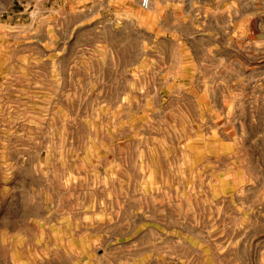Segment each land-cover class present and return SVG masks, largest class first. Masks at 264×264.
Here are the masks:
<instances>
[{
    "label": "rangeland",
    "instance_id": "374dc122",
    "mask_svg": "<svg viewBox=\"0 0 264 264\" xmlns=\"http://www.w3.org/2000/svg\"><path fill=\"white\" fill-rule=\"evenodd\" d=\"M140 1L0 0V264H264V48Z\"/></svg>",
    "mask_w": 264,
    "mask_h": 264
},
{
    "label": "crops",
    "instance_id": "0c3cea01",
    "mask_svg": "<svg viewBox=\"0 0 264 264\" xmlns=\"http://www.w3.org/2000/svg\"><path fill=\"white\" fill-rule=\"evenodd\" d=\"M192 1L194 30L208 40L209 48L232 49L235 41L244 40L264 48V0Z\"/></svg>",
    "mask_w": 264,
    "mask_h": 264
},
{
    "label": "built area",
    "instance_id": "2783aa9c",
    "mask_svg": "<svg viewBox=\"0 0 264 264\" xmlns=\"http://www.w3.org/2000/svg\"><path fill=\"white\" fill-rule=\"evenodd\" d=\"M140 5L143 9H147L150 6V1L149 0H141Z\"/></svg>",
    "mask_w": 264,
    "mask_h": 264
}]
</instances>
